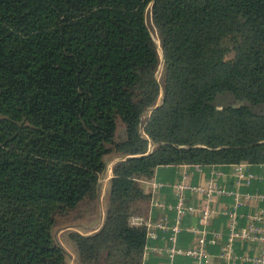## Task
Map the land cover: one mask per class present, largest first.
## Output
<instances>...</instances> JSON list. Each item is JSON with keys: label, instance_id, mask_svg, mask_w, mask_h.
<instances>
[{"label": "trees", "instance_id": "16d2710c", "mask_svg": "<svg viewBox=\"0 0 264 264\" xmlns=\"http://www.w3.org/2000/svg\"><path fill=\"white\" fill-rule=\"evenodd\" d=\"M110 156L77 264H144L156 168L264 164V0H0V264H67Z\"/></svg>", "mask_w": 264, "mask_h": 264}, {"label": "built area", "instance_id": "2783aa9c", "mask_svg": "<svg viewBox=\"0 0 264 264\" xmlns=\"http://www.w3.org/2000/svg\"><path fill=\"white\" fill-rule=\"evenodd\" d=\"M193 167L196 171H202L201 164H184ZM211 166V176L203 181V183L192 184L189 181L187 171L180 174V179L171 186L177 195L175 208V221L168 223L166 217L153 222L150 220L138 219L146 228V244L144 246V256L149 251L163 253L169 258V264L176 255H186L191 257L199 264L209 262L210 253L207 250L208 244V225L211 215L216 211L212 204L214 195H229L230 206L222 208L221 212L227 216L228 236L225 242L220 247V256L230 258L231 260L238 259L232 248L234 241H251L261 245V255L254 256L252 262L254 264H264V205L260 206V201H264V193L260 192H241L236 187H226L220 181L222 171L215 170ZM233 176L237 179V183H242L248 186L253 179H260V176L252 172L246 163L235 164ZM163 183L155 180H150L152 191L159 189ZM188 190L191 194L203 196V202L198 205L193 200L186 202L185 191ZM246 204H255L252 212L245 215L246 224L239 225L238 213L239 207ZM194 214L197 218V225L183 227L181 219L185 214ZM186 229L194 234V243L189 247H182L177 242V235L182 230ZM158 232H161V239L168 242V245H152L150 240L158 238Z\"/></svg>", "mask_w": 264, "mask_h": 264}, {"label": "crops", "instance_id": "0c3cea01", "mask_svg": "<svg viewBox=\"0 0 264 264\" xmlns=\"http://www.w3.org/2000/svg\"><path fill=\"white\" fill-rule=\"evenodd\" d=\"M112 165V164H111ZM111 165L107 169L108 174L106 176V181L111 176ZM248 168L258 174L260 179H253L251 183L246 186L242 183H237V179L233 176L235 164L229 165H215L212 168L215 170L222 171V177L219 178V181L226 187H236L241 192H260L264 193V164H247ZM211 166H203L202 171L198 172L193 167L184 164L178 165H165L156 168L152 180L163 183V185L152 191L150 187V180L145 183V187L151 190V197L146 201L143 218L144 220L157 221L166 217L168 223H173L175 221V204L177 202V195L172 188V184L180 179V174L183 171H187L189 175V181L192 184L203 183L205 179L211 176ZM101 179V178H100ZM105 185V183H104ZM103 185V186H104ZM107 186V183H106ZM105 186V188H106ZM100 195L98 193V199ZM186 202L193 200L195 204L200 205L203 202L202 195L191 194L188 190L185 191ZM230 196L229 195H214L212 197V204L216 211L210 217V223L208 225V244L207 250L210 253L209 262L206 264H254L252 259L254 256L261 255V245L257 242L251 241H234L232 243L233 251L238 259L234 261L230 258H223L220 256V247L225 242L228 236L227 230V216L224 215L221 210L230 206ZM97 202V204L100 203ZM97 205L98 216L95 215L92 219L85 218L84 220L78 222L79 226H83V230H87L90 226L91 230L88 229L86 234L93 233L96 231L103 218V204L102 206ZM264 205V201H260V206ZM255 204H246L238 209L239 225L243 226L246 224L245 215L252 212ZM142 218V219H143ZM197 217L192 214H185L181 219V224L183 227L195 226L197 225ZM83 233V232H81ZM161 232H158V238L155 240H150L152 245L162 246L168 245V242H164L161 239ZM195 236L193 233L186 229H182L177 235V242L182 247H189L194 243ZM72 247L73 244L70 241ZM74 250V247H73ZM69 254V253H68ZM169 258L163 253H157L155 251H149L148 254L144 256V264H169ZM171 264H199L191 257L186 255H176L172 260Z\"/></svg>", "mask_w": 264, "mask_h": 264}, {"label": "rangeland", "instance_id": "374dc122", "mask_svg": "<svg viewBox=\"0 0 264 264\" xmlns=\"http://www.w3.org/2000/svg\"><path fill=\"white\" fill-rule=\"evenodd\" d=\"M152 34H153V37H154V39H155V41H156V43L158 45V51H159V54L161 56V53H160L161 49L159 47L158 39L156 38L155 33H152ZM161 68H162V64L160 62L159 66H158V71L156 73V76L159 79H160V76H161ZM217 102H218V100H217ZM118 132L120 134L122 132V129L119 128ZM115 159H117V157H115V156H110V158H108V161L106 163V168L101 174V177H100L101 179H100V182H99V195H100L99 199L101 201L100 202L101 205L98 203L99 206H102L103 201H104V197H105V186H106V183H107V181L105 179H106V176L108 174L107 169L110 167V165L113 163V161ZM104 183H105V185H104ZM99 199L97 197V202H99ZM98 204H96V205H98ZM91 209H92L91 205H89V204L83 205V214H84L85 218L92 219L95 215L98 216V209L96 208V210H93L94 212H92ZM88 229L91 230L90 226L87 228V230L86 229L83 230V226H81V225L79 226V223H73V224L72 223H69V224L65 223V224H62V225H60L59 227H57L55 229L54 234H55V237H56L57 241L69 253V257L67 258V264H77V262H76V253L73 250V247H72L70 241L67 238V233L66 232H68L69 230H77L79 232L85 233V232L88 231Z\"/></svg>", "mask_w": 264, "mask_h": 264}, {"label": "water", "instance_id": "95a60500", "mask_svg": "<svg viewBox=\"0 0 264 264\" xmlns=\"http://www.w3.org/2000/svg\"><path fill=\"white\" fill-rule=\"evenodd\" d=\"M160 53H161V51H160ZM161 103H162V98L160 99L158 105H156V106H159Z\"/></svg>", "mask_w": 264, "mask_h": 264}]
</instances>
